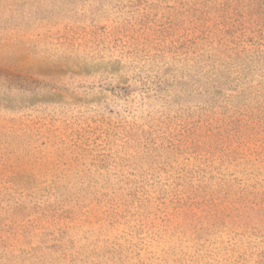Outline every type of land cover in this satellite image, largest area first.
I'll use <instances>...</instances> for the list:
<instances>
[{
  "label": "rangeland",
  "instance_id": "374dc122",
  "mask_svg": "<svg viewBox=\"0 0 264 264\" xmlns=\"http://www.w3.org/2000/svg\"><path fill=\"white\" fill-rule=\"evenodd\" d=\"M219 1L0 0V264H264V69Z\"/></svg>",
  "mask_w": 264,
  "mask_h": 264
},
{
  "label": "trees",
  "instance_id": "16d2710c",
  "mask_svg": "<svg viewBox=\"0 0 264 264\" xmlns=\"http://www.w3.org/2000/svg\"><path fill=\"white\" fill-rule=\"evenodd\" d=\"M217 5L221 10L231 8L241 25L239 36L234 29L226 30L230 36L225 39L227 65L237 67L243 77L264 69V0H220Z\"/></svg>",
  "mask_w": 264,
  "mask_h": 264
}]
</instances>
